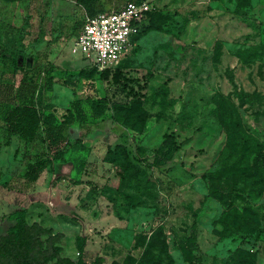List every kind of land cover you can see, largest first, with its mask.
Here are the masks:
<instances>
[{"label":"rangeland","instance_id":"374dc122","mask_svg":"<svg viewBox=\"0 0 264 264\" xmlns=\"http://www.w3.org/2000/svg\"><path fill=\"white\" fill-rule=\"evenodd\" d=\"M150 1L155 11L169 15L168 22L152 24L122 66L105 74L71 52L84 12L77 9L73 17L74 3L53 0L37 89L51 81L44 98L59 121L67 111L76 113L77 101L86 120L77 118L69 129L74 145L61 173L46 169L30 185L22 177L24 166L44 158V145L13 137L7 146L0 129V235L15 225L9 216L25 210L28 224L63 234L62 256H82L86 263L103 257L104 264H139L146 241L162 231L176 264H195L199 257L203 264H264V242L252 226L264 195L245 194L227 209L209 196L207 178L228 156L225 98L246 131L264 143V101L243 98L264 95V0ZM128 2L106 0L111 9ZM28 8V2L2 4L0 33L20 25ZM32 65L18 55L19 70L13 74V66L6 68L0 58V99L10 96L12 86L17 94L20 68ZM97 98L141 101L150 118L142 130L123 127L111 113L95 118L91 103ZM168 136L178 151L160 165ZM119 161L139 167L138 181H120ZM193 225L197 247L191 249Z\"/></svg>","mask_w":264,"mask_h":264},{"label":"trees","instance_id":"16d2710c","mask_svg":"<svg viewBox=\"0 0 264 264\" xmlns=\"http://www.w3.org/2000/svg\"><path fill=\"white\" fill-rule=\"evenodd\" d=\"M74 3L73 17H76L77 9L84 12L85 18L79 29L72 34L78 36L82 30L86 18H94L98 15L122 7L111 9L106 0H69ZM144 0H129V2L141 3ZM28 2V11L23 13L20 25H9L0 33V58L3 65L8 68L13 66V74H17V56L33 60L32 68H20L22 80L17 94H13L14 86L10 88V96L0 99V129L5 134L6 145L10 146L13 137H19L27 145L40 142L44 145V158L35 163L24 166L23 179L27 185L36 183L41 174L48 169L54 174L61 173V164L69 148L73 146V138L69 129L75 124L77 118L80 122L86 120L81 108L80 101L73 104L75 112L67 111L59 121L56 108L46 102L44 91L50 87L49 80L46 86L37 89L38 78L41 77L44 59L40 48L48 40L47 27L52 20L53 0H38L32 9L34 0H0L2 4H16ZM128 2V3H129ZM127 4V3H126ZM149 26L136 38V41L147 32L152 24L158 27L164 26L169 15L153 10L149 13ZM35 18L38 25L34 26ZM124 60L122 64L125 62ZM122 64L117 68L119 69ZM116 69V70H117ZM115 70V71H116ZM110 71L103 72L108 74ZM96 70L85 74L91 78ZM34 75V76H33ZM36 77L33 78V77ZM14 85V84H13ZM49 85V86H48ZM38 97L36 98V92ZM243 98L249 102L259 99L264 101L263 96L243 94ZM141 101L129 103L109 102L106 98L94 99L91 108L95 118H105L111 113L112 120L123 127L132 130L145 128L150 114L142 108ZM224 123L228 136V156L221 168L210 173L208 178L209 196L217 200L225 208L231 209L236 202L245 199V194L256 193L264 195V143L248 133L243 125L239 112L233 104L225 98ZM75 141H80L76 139ZM167 150L157 161L163 165L170 161L178 151V146L173 136L165 140ZM1 155V150H0ZM117 175L122 182H135L139 179L140 169L131 161L117 162ZM7 186V183H3ZM252 226L257 231V240L264 242V204L255 213ZM26 211L20 210L10 215V221L15 225L5 234L0 235V264H104L103 257H98L91 263H86L82 258L84 242L79 245L80 258L73 259L62 256L63 248L60 245L63 239L62 233H54L53 230L43 227L38 222L28 224ZM197 226L193 225V231L188 238L191 249L197 247ZM146 240H144L145 242ZM144 250V260L139 264H176L174 257L169 253L168 244L164 232L159 231L149 238ZM195 264H203L202 259L196 258Z\"/></svg>","mask_w":264,"mask_h":264},{"label":"built area","instance_id":"2783aa9c","mask_svg":"<svg viewBox=\"0 0 264 264\" xmlns=\"http://www.w3.org/2000/svg\"><path fill=\"white\" fill-rule=\"evenodd\" d=\"M153 10L151 1L144 0L86 18L72 41V54L89 61L99 72L116 70L136 47V38L149 26Z\"/></svg>","mask_w":264,"mask_h":264}]
</instances>
